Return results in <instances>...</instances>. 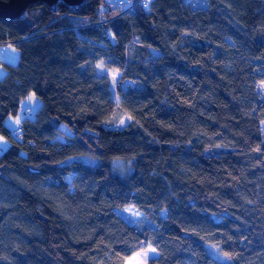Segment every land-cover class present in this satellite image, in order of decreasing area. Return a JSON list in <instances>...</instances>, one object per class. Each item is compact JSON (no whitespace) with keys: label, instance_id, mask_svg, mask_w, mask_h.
Returning <instances> with one entry per match:
<instances>
[{"label":"trees","instance_id":"obj_1","mask_svg":"<svg viewBox=\"0 0 264 264\" xmlns=\"http://www.w3.org/2000/svg\"><path fill=\"white\" fill-rule=\"evenodd\" d=\"M145 2L0 18L19 50L0 62V264H124L147 246V264H264V0Z\"/></svg>","mask_w":264,"mask_h":264},{"label":"rangeland","instance_id":"obj_2","mask_svg":"<svg viewBox=\"0 0 264 264\" xmlns=\"http://www.w3.org/2000/svg\"><path fill=\"white\" fill-rule=\"evenodd\" d=\"M137 0H104L105 4H110L112 6L117 5V3H121V8L123 10L128 9L134 2ZM149 0H146L144 5L148 7ZM104 5L101 6V10H103ZM13 49L15 51H13ZM8 56V57H6ZM19 60V50L12 44H8L6 46L5 51H0V62H6L11 65H16ZM95 69L97 72V75H103L106 74L109 82V89L111 93V97L114 100V102L118 101L117 95L115 93V85L116 82L120 76V74L115 70L105 69L102 67V64L95 65ZM5 75V70L0 64V79L3 78ZM262 89L264 90V83L261 85ZM40 105L39 99L33 94H28L19 104L18 110L16 112V115L9 116V118L5 121L6 124L10 127L11 132L14 134L17 130L16 123L19 122L24 117L25 112H29L31 116L34 115V112L38 109ZM130 122V118L121 113L118 112L113 119L111 120L110 126L111 128H117L120 129L124 126H126ZM59 129L62 131L64 135L71 136L72 131L66 124H59ZM57 140L60 142H64L65 138H63L61 135H58ZM8 146V142L0 136V153L3 152L6 147ZM119 165L122 167V170H125L128 166L122 162L115 163V165ZM72 176H67L66 181L68 183L71 182ZM121 216L127 220L131 225L136 226L137 228H143L145 226H153L146 218H144L140 212H138L136 209H134L131 206H127L121 209L120 211ZM149 249H152L151 247L147 246L145 249H142L141 251L137 252L136 254L132 255L129 259L125 261L124 264H147L150 259L156 258V253L154 251H150ZM206 249L208 250V253L212 255L217 261L219 262H228V258L226 255L221 253L217 247L212 245H206ZM146 253V256L143 255Z\"/></svg>","mask_w":264,"mask_h":264},{"label":"water","instance_id":"obj_3","mask_svg":"<svg viewBox=\"0 0 264 264\" xmlns=\"http://www.w3.org/2000/svg\"><path fill=\"white\" fill-rule=\"evenodd\" d=\"M38 3L46 5L52 12L58 10V3L77 11L84 5L85 0H0V18L11 21L21 20L26 11Z\"/></svg>","mask_w":264,"mask_h":264},{"label":"built area","instance_id":"obj_4","mask_svg":"<svg viewBox=\"0 0 264 264\" xmlns=\"http://www.w3.org/2000/svg\"><path fill=\"white\" fill-rule=\"evenodd\" d=\"M121 6V3H117V7ZM8 42H3L2 44H0V51H5L6 46L8 45ZM30 113L29 112H25L24 116H29Z\"/></svg>","mask_w":264,"mask_h":264},{"label":"crops","instance_id":"obj_5","mask_svg":"<svg viewBox=\"0 0 264 264\" xmlns=\"http://www.w3.org/2000/svg\"><path fill=\"white\" fill-rule=\"evenodd\" d=\"M6 57H8V56H6ZM8 118H9V117H8ZM8 118H7V119H8ZM7 119H6V120H7ZM6 120H5V121H6ZM20 121H21V120H19V122L16 123V125H17V129H18V127H19V123H20ZM4 125H5V126L11 131L10 127L6 124V122H4Z\"/></svg>","mask_w":264,"mask_h":264},{"label":"snow or ice","instance_id":"obj_6","mask_svg":"<svg viewBox=\"0 0 264 264\" xmlns=\"http://www.w3.org/2000/svg\"><path fill=\"white\" fill-rule=\"evenodd\" d=\"M13 51H15L14 49H13ZM150 251H155L154 249H149ZM143 255H145L146 256V253H144ZM225 255H227V254H225Z\"/></svg>","mask_w":264,"mask_h":264}]
</instances>
